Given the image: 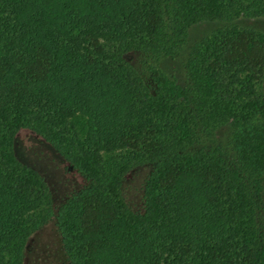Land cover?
Listing matches in <instances>:
<instances>
[{
	"label": "trees",
	"instance_id": "trees-1",
	"mask_svg": "<svg viewBox=\"0 0 264 264\" xmlns=\"http://www.w3.org/2000/svg\"><path fill=\"white\" fill-rule=\"evenodd\" d=\"M259 22L264 0H0V264L43 228L56 263L264 264ZM24 133L80 178L60 204Z\"/></svg>",
	"mask_w": 264,
	"mask_h": 264
},
{
	"label": "rangeland",
	"instance_id": "rangeland-1",
	"mask_svg": "<svg viewBox=\"0 0 264 264\" xmlns=\"http://www.w3.org/2000/svg\"><path fill=\"white\" fill-rule=\"evenodd\" d=\"M258 26L264 30V23L259 22ZM19 153L29 162H31L46 177L49 187L53 194L54 205L60 204L63 199L74 188L80 184V178L74 173L66 171V166L59 158L48 148V145L38 137H32L28 134H21L19 138ZM137 181L128 183V190L135 196L133 187L137 186ZM46 228L39 232L37 241L39 246L30 254L31 260L26 264H63L62 261L55 262V252L51 238L53 234ZM50 246H52L50 248Z\"/></svg>",
	"mask_w": 264,
	"mask_h": 264
}]
</instances>
